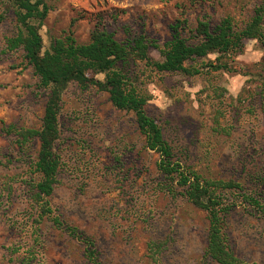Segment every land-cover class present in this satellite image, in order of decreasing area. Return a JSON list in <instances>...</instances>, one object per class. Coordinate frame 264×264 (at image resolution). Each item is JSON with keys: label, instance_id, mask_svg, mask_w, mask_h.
<instances>
[{"label": "rangeland", "instance_id": "rangeland-1", "mask_svg": "<svg viewBox=\"0 0 264 264\" xmlns=\"http://www.w3.org/2000/svg\"><path fill=\"white\" fill-rule=\"evenodd\" d=\"M45 1L50 6L41 29L45 48L69 34L88 43L99 27L124 42L144 35L155 60L164 59L166 44L176 35L199 43L200 20L215 28L231 17L235 28L243 29L264 4ZM179 19L187 26L175 29ZM18 32L13 7L0 0V264H92L88 249L96 250L101 264H219L206 255V210L159 170L160 154L146 146L135 113L117 108L110 94L94 85L72 82L64 91L59 182L48 197L53 213L41 215L32 170L39 141L23 155L16 140L17 130L41 127L47 94L24 49L9 48L8 39ZM126 66L175 158L206 179L233 182L219 190L230 207V246L239 258L264 264V211L245 200L264 204V45L244 39L233 52L188 60L186 66L200 69L197 74L160 71L140 59Z\"/></svg>", "mask_w": 264, "mask_h": 264}, {"label": "trees", "instance_id": "trees-1", "mask_svg": "<svg viewBox=\"0 0 264 264\" xmlns=\"http://www.w3.org/2000/svg\"><path fill=\"white\" fill-rule=\"evenodd\" d=\"M8 1L15 11L19 26L18 34L8 39L9 48L24 49L27 63L39 78L38 86L47 94L41 127L17 130L16 140L23 155L28 153L33 140L39 141V151L32 161V170L38 176L34 195L41 215L53 213L48 197L53 195L59 182L62 160L57 143L61 138L59 117L64 91L72 82L83 88L94 85L107 91L117 108L135 113L138 127L146 137V146L160 154L159 170L184 188L190 202L206 210L209 220L206 255L219 264H258L239 258L230 246L226 231L230 207L219 190L233 186V182L206 179L191 166L175 158L173 146L165 137L162 126L149 114L148 98L133 84L126 65L140 59L160 71L197 74L200 69L186 66L188 60L206 57L211 53L233 52L241 48L244 39H258L264 45V4L256 7L253 19L243 29H236L231 17H226L215 28L210 22L200 20L196 28L202 36L199 43L190 44L184 37L176 35L167 42L164 59L155 60L150 55V44L144 35L124 42L99 27L93 30L88 43H78L69 34L65 38H56L47 49L41 29L50 11L48 3L45 0ZM183 25L187 26V20L179 19L175 29ZM209 65L215 69L227 68L225 64ZM98 74H104V79L98 78ZM245 200L264 211V204L258 199L248 197ZM55 219L58 223L59 219ZM88 256L92 264H101L96 250L88 249Z\"/></svg>", "mask_w": 264, "mask_h": 264}]
</instances>
